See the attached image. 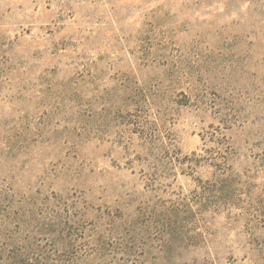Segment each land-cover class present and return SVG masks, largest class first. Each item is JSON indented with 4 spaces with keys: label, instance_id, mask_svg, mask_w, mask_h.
Returning a JSON list of instances; mask_svg holds the SVG:
<instances>
[{
    "label": "rangeland",
    "instance_id": "1",
    "mask_svg": "<svg viewBox=\"0 0 264 264\" xmlns=\"http://www.w3.org/2000/svg\"><path fill=\"white\" fill-rule=\"evenodd\" d=\"M0 264H264V0H0Z\"/></svg>",
    "mask_w": 264,
    "mask_h": 264
}]
</instances>
